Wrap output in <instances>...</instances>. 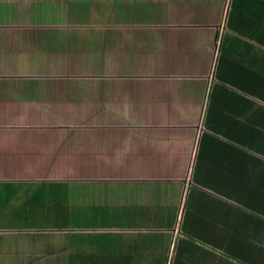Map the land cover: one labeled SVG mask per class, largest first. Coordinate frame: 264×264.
<instances>
[{
	"label": "crops",
	"instance_id": "1",
	"mask_svg": "<svg viewBox=\"0 0 264 264\" xmlns=\"http://www.w3.org/2000/svg\"><path fill=\"white\" fill-rule=\"evenodd\" d=\"M263 77L264 0H0V264H264Z\"/></svg>",
	"mask_w": 264,
	"mask_h": 264
},
{
	"label": "rangeland",
	"instance_id": "2",
	"mask_svg": "<svg viewBox=\"0 0 264 264\" xmlns=\"http://www.w3.org/2000/svg\"><path fill=\"white\" fill-rule=\"evenodd\" d=\"M69 135H70V136H73V137H74V135H75V137H76V136H81V135H77L76 133H71V134H69ZM69 135L66 134L65 136H69ZM73 137H72V138H73ZM72 138H71V139H72ZM90 169L95 170V169H99V168H93V167H92V168H86V171H87V170H90ZM70 170H72V168H70ZM73 170H74V171H75V170H78L76 173H77L78 175H81V166H80V167H77V168L75 167V168H73Z\"/></svg>",
	"mask_w": 264,
	"mask_h": 264
},
{
	"label": "trees",
	"instance_id": "3",
	"mask_svg": "<svg viewBox=\"0 0 264 264\" xmlns=\"http://www.w3.org/2000/svg\"><path fill=\"white\" fill-rule=\"evenodd\" d=\"M229 14H230V16H233L234 13H233L232 11H230ZM229 20H230V19H229ZM216 75H218V74H216ZM263 78H264V77H263ZM256 80H258V79H256ZM224 90H226V89L224 88ZM231 113H232V112H231Z\"/></svg>",
	"mask_w": 264,
	"mask_h": 264
}]
</instances>
